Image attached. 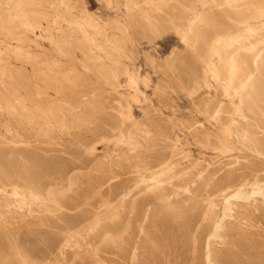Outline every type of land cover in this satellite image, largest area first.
Masks as SVG:
<instances>
[{
	"label": "rangeland",
	"instance_id": "1",
	"mask_svg": "<svg viewBox=\"0 0 264 264\" xmlns=\"http://www.w3.org/2000/svg\"><path fill=\"white\" fill-rule=\"evenodd\" d=\"M48 1L55 42L29 34L24 47L67 80L50 84L43 118H0V264H202V241L197 258L192 242L205 218L223 215L220 182L264 170V0ZM15 191L31 197H18L21 209L2 198ZM241 201L231 200L211 251L231 254L225 264H264V201Z\"/></svg>",
	"mask_w": 264,
	"mask_h": 264
},
{
	"label": "bare ground",
	"instance_id": "2",
	"mask_svg": "<svg viewBox=\"0 0 264 264\" xmlns=\"http://www.w3.org/2000/svg\"><path fill=\"white\" fill-rule=\"evenodd\" d=\"M0 118H4L6 117L7 119H9L12 122L17 121L19 123V121L17 120L18 117H25L26 115H28L29 110L30 109H34L38 112L39 118H43L45 116V114L47 112L44 111V109H40V105L42 106V104H44L45 102H49V100H47L46 98L49 97V89H50V84H54L55 86H60L59 85V77H61V75L64 76V80L62 79V81L67 80V75L65 74V72L59 68L57 65L50 63L44 64L43 61L40 60L39 57H37L36 55H33L32 52L24 47V43L26 41H30L29 38V34L32 36H34L35 39H42L45 36L48 37L50 43H54L55 42V35L57 33L56 29H50V28H44V24L47 22V17L49 16V12L48 9H53L54 8V4L50 3L48 0H0ZM135 1V0H134ZM179 1V0H178ZM176 1V2H178ZM183 1V0H182ZM185 1V0H184ZM181 2V1H180ZM192 2V1H191ZM186 3V1H185ZM193 3V2H192ZM57 4L58 5H62V6H66V0H57ZM143 4V3H142ZM147 4V3H146ZM149 4V3H148ZM179 4V3H178ZM189 4V3H188ZM144 5V4H143ZM171 5V4H170ZM168 5V6H170ZM186 5V4H184ZM230 5V4H229ZM119 6V5H118ZM212 6V5H211ZM6 7V9L4 8ZM147 7V6H146ZM180 7V6H179ZM215 7V6H214ZM264 7V6H263ZM144 8V7H143ZM170 8V7H169ZM188 8V7H187ZM256 8V7H255ZM162 10V9H161ZM167 10V9H166ZM212 10V9H211ZM53 11V10H52ZM169 11V9H168ZM260 11V10H259ZM55 12V10L53 11ZM170 12V11H169ZM184 12V11H183ZM188 12V10H187ZM224 12V11H223ZM229 12V11H227ZM256 12V10H255ZM262 12V11H261ZM176 13V12H175ZM174 13V14H175ZM185 13V12H184ZM203 13V12H202ZM232 13V12H231ZM257 13V12H256ZM56 14V13H55ZM167 14V12H166ZM165 14V15H166ZM172 14V13H171ZM188 14V13H187ZM260 14V13H258ZM54 15V14H53ZM164 15V16H165ZM170 15V14H169ZM176 15V14H175ZM52 16V15H51ZM184 16V15H182ZM198 16V15H197ZM53 17V16H52ZM174 17V16H173ZM172 17V18H173ZM179 17V16H178ZM177 17V18H178ZM194 17V16H193ZM206 17V16H205ZM207 17H209L207 15ZM213 17V16H212ZM221 17V16H220ZM234 17V16H232ZM54 18V17H53ZM215 18V17H214ZM213 18V20H214ZM219 18V17H218ZM227 18V17H226ZM49 19V18H48ZM51 19V18H50ZM171 19V18H170ZM183 19V18H182ZM194 19V18H193ZM206 19V18H204ZM222 19V18H221ZM237 19V17H236ZM239 19V18H238ZM55 19H53L54 22ZM174 20H176L174 18ZM185 20V19H184ZM241 20V19H240ZM189 21V20H188ZM198 21V19H197ZM239 21V20H238ZM195 22V20H192L191 24L193 25ZM203 22V21H202ZM201 22V23H202ZM52 23V22H51ZM76 23V22H75ZM178 23V22H177ZM205 23V20H204ZM228 23V22H227ZM82 24V22H81ZM184 24V23H183ZM198 24V23H197ZM233 24V22H232ZM238 24V23H237ZM195 25V24H194ZM200 25V24H199ZM239 25V24H238ZM83 26V25H82ZM86 26V25H85ZM132 26V25H130ZM181 26V25H179ZM185 26V25H184ZM196 26V25H195ZM230 26V25H229ZM49 27V26H48ZM197 27V26H196ZM253 27V26H252ZM89 28V27H88ZM226 28V27H225ZM259 28V27H258ZM83 29V28H81ZM92 29V28H91ZM96 29V28H95ZM94 29V30H95ZM194 29V28H193ZM192 29V30H193ZM197 29V28H196ZM231 29V28H229ZM256 29V27H255ZM86 30V28H85ZM89 30V29H88ZM93 30V31H94ZM188 31L190 29H187ZM200 30V29H199ZM197 30V31H199ZM228 30V29H227ZM254 30V29H253ZM84 31V29H83ZM92 31V30H90ZM159 31V30H158ZM196 31V30H195ZM223 31V29H222ZM240 31V30H239ZM248 31V30H247ZM88 32V31H87ZM95 32V31H94ZM131 32V30H130ZM224 32V31H223ZM226 32V31H225ZM224 32V33H225ZM237 32V31H236ZM89 33V32H88ZM117 33V32H116ZM115 33V34H116ZM189 33V32H188ZM196 33V32H195ZM227 33V32H226ZM240 33V32H239ZM243 33V31H242ZM65 34V33H64ZM75 34V33H74ZM94 34V33H93ZM120 34V33H119ZM131 34V33H130ZM186 34V33H185ZM198 34V33H197ZM228 34V33H227ZM257 34V33H256ZM255 34V35H256ZM133 35V34H132ZM200 35V34H199ZM94 36V35H93ZM112 36V35H111ZM114 36V35H113ZM121 36V35H120ZM119 36V37H120ZM124 36V35H123ZM126 36V35H125ZM194 36V35H192ZM222 36V35H221ZM225 36V35H224ZM251 34L249 35H231V36H226V40H225V44L227 46L231 45L232 43H236L238 45H242L246 40H248V38H250ZM258 36V35H257ZM256 36V37H257ZM131 37V36H130ZM201 37V36H199ZM203 37V36H202ZM223 37V36H222ZM259 37V36H258ZM257 37V38H258ZM261 37V36H260ZM101 38V37H100ZM114 38V37H112ZM129 38V37H128ZM196 39V37H194ZM217 38V37H216ZM215 38V39H216ZM253 38V37H252ZM256 38V39H257ZM92 39V38H91ZM125 39V37H124ZM130 39V38H129ZM183 39H185L183 37ZM193 39V38H192ZM199 39V38H198ZM90 40V39H89ZM99 40V39H98ZM104 40V39H103ZM111 40V39H109ZM209 40V39H208ZM260 40V39H259ZM28 41V42H29ZM95 41V40H94ZM128 41V40H127ZM126 41V42H127ZM186 41V40H185ZM196 41V40H195ZM213 41V40H212ZM217 41V40H216ZM220 41V40H219ZM223 41V40H222ZM254 41H256L254 39ZM11 42H15L14 45L11 44ZM41 42V41H40ZM44 42V40L42 41ZM92 42V41H91ZM97 42V41H96ZM114 42V41H113ZM131 42V41H130ZM214 42V41H213ZM247 42V41H246ZM250 42V41H249ZM129 43V42H128ZM221 43V42H220ZM253 43V42H252ZM31 44V43H29ZM80 44V43H79ZM108 44V43H107ZM127 44V43H126ZM216 44V43H215ZM246 44V43H245ZM249 44V43H248ZM258 44V43H257ZM263 44V42L261 43ZM85 45V44H84ZM207 45V44H206ZM214 45V44H213ZM244 45V44H243ZM254 45V44H253ZM49 46V45H48ZM96 46V45H95ZM109 46V45H106ZM208 46V45H207ZM222 46V45H220ZM232 46V45H231ZM212 47V46H211ZM226 47V46H225ZM230 47V46H229ZM242 47V46H241ZM31 48V47H30ZM210 48V47H209ZM219 48V47H218ZM217 48V49H218ZM236 49V47H234ZM262 48V47H260ZM28 49V50H27ZM42 49V48H39ZM208 49V48H207ZM216 49V48H215ZM224 49V48H223ZM259 49V48H258ZM220 50V49H219ZM233 50V49H232ZM59 51V50H58ZM56 51V52H58ZM210 51V50H209ZM229 50L227 49L226 52H228ZM241 51V50H240ZM244 51V50H243ZM212 52V50H211ZM225 52V51H224ZM242 52V51H241ZM247 52V51H245ZM249 52V51H248ZM247 52V53H248ZM253 52V51H252ZM256 52V51H255ZM264 52V51H263ZM229 53V52H228ZM234 53V52H233ZM237 53V52H236ZM244 53V52H243ZM59 54V53H58ZM215 54V53H214ZM220 54V53H219ZM224 54V53H222ZM231 54V53H230ZM242 54V53H240ZM255 54V53H254ZM261 54V53H260ZM56 55V54H55ZM218 55V54H217ZM229 55V54H228ZM226 55V56H228ZM239 54L237 53V56ZM243 55V54H242ZM241 55V57H242ZM245 55V54H244ZM243 55V57H244ZM247 55V54H246ZM258 55V54H256ZM254 55V56H256ZM41 56V55H40ZM61 56V55H59ZM64 56V55H63ZM63 56H61L63 58ZM219 56V55H218ZM225 56V57H226ZM234 56V55H233ZM264 56V55H263ZM262 56V57H263ZM57 57V56H56ZM60 57V58H61ZM221 57V56H220ZM224 57V55H223ZM246 57V56H245ZM240 58V56H239ZM43 59V58H42ZM65 59V57H64ZM68 59V58H67ZM211 59V57L209 58ZM221 59V58H219ZM235 59V58H234ZM245 59V58H244ZM230 60V59H229ZM237 60V58H236ZM235 60V61H236ZM264 60V59H263ZM222 61V60H221ZM224 61V60H223ZM240 61V60H239ZM209 62V61H208ZM218 62V59H217ZM226 62V61H225ZM238 61H236L237 64ZM248 62V61H247ZM246 62V63H247ZM257 62L259 61H255L254 66H257ZM59 63V62H58ZM57 63V64H58ZM233 63V62H232ZM245 63V62H244ZM249 63H251L249 61ZM263 63V61H262ZM222 64H224L222 62ZM235 64V63H234ZM241 64V63H240ZM29 65V68L26 67ZM62 65V64H61ZM221 65V64H219ZM227 65V64H224ZM223 65V66H224ZM245 65V64H244ZM248 64H246L247 66ZM261 65V63H260ZM263 65V64H262ZM210 66V65H209ZM214 66V65H213ZM218 66V65H217ZM251 66V65H250ZM226 67V66H225ZM238 68L240 66H237ZM249 67V65H248ZM252 67V66H251ZM250 67V68H251ZM259 67V66H258ZM213 68V67H212ZM218 68V67H217ZM222 68V66H221ZM74 69V68H73ZM214 69V68H213ZM223 69V68H222ZM233 69V68H232ZM260 69V68H259ZM262 69V67H261ZM70 70V68H69ZM228 70V69H227ZM230 70V69H229ZM236 70V69H235ZM234 70V71H235ZM240 70V69H238ZM244 70V69H243ZM249 70V69H248ZM253 70V69H252ZM258 70V69H257ZM264 70V68H263ZM71 71V70H70ZM209 71V70H208ZM211 72V71H210ZM219 72V70H218ZM250 72V71H248ZM247 72V73H248ZM256 72V71H255ZM254 72V73H255ZM262 72V71H261ZM260 72V73H261ZM67 73V72H66ZM208 73V72H207ZM213 73V72H212ZM253 73V72H252ZM251 73V74H252ZM28 74H30L32 77L30 79H28ZM210 74V73H209ZM82 75V73H81ZM221 75V74H220ZM230 75V74H229ZM27 76V77H26ZM73 76V75H70ZM69 76V78H70ZM214 76V75H213ZM227 76V75H226ZM234 76V75H233ZM232 77V74H231ZM230 77V78H231ZM244 77V76H243ZM264 77V75L262 76ZM228 78V77H227ZM246 78V77H245ZM221 79V78H220ZM233 80V79H232ZM251 80V77L248 76L246 78V82L243 85V88L246 87L247 83ZM60 81V82H62ZM240 85V84H239ZM242 85V84H241ZM69 86V84L67 85ZM70 87V86H69ZM53 88V87H52ZM51 88V89H52ZM57 88V87H56ZM55 88V90H57ZM247 88V87H246ZM54 90V88H53ZM242 90V88L240 89V91ZM65 91V90H63ZM62 91V92H63ZM68 91V90H67ZM52 92V91H51ZM56 92V91H55ZM58 92V90H57ZM61 91H59L60 93ZM82 93V92H81ZM69 94V93H68ZM81 95V94H80ZM71 96V95H70ZM74 96V95H73ZM77 96V95H76ZM249 96V95H248ZM256 96V95H255ZM253 96V97H255ZM72 97V96H71ZM80 97V96H79ZM246 97V96H245ZM247 98V97H246ZM249 98H252L249 97ZM55 99V98H54ZM243 100V98H241ZM256 99V98H254ZM253 99V100H254ZM53 100V99H52ZM59 101V100H58ZM244 101V100H243ZM250 101V100H249ZM252 101V100H251ZM257 101V100H256ZM254 102V101H253ZM246 103L247 106V101L244 102V104ZM58 104V103H57ZM63 104V103H62ZM243 104V103H241ZM256 104V103H255ZM253 104V105H255ZM240 105V104H239ZM251 105V104H250ZM248 105V106H250ZM56 106V105H55ZM63 106V105H62ZM83 106V105H81ZM252 106V105H251ZM49 107V104H48ZM51 107V106H50ZM64 107V106H63ZM67 107V106H66ZM254 107V106H252ZM53 108V107H52ZM73 107L71 108L72 110H75ZM246 108V107H245ZM248 108V107H247ZM251 108V107H250ZM47 109V108H46ZM238 109V108H237ZM257 109V107H256ZM255 109V110H256ZM220 110V109H219ZM249 110V109H247ZM50 111V110H49ZM63 111V110H62ZM246 111V110H245ZM35 112V113H37ZM51 112V111H50ZM53 112V109H52ZM51 112V113H52ZM61 112V111H60ZM238 112V110H237ZM241 112V111H240ZM253 112V111H252ZM257 111H255L254 113H256ZM259 112V111H258ZM55 113L56 112L55 110ZM74 113V112H73ZM218 113V111L216 110V112H214V114ZM242 113V112H241ZM66 114V113H63ZM72 114V113H71ZM75 114V113H74ZM257 114V113H256ZM259 114V113H258ZM257 114V115H258ZM263 113H261L262 115ZM60 115V114H58ZM217 115V114H216ZM247 115V114H246ZM252 115V114H251ZM264 115V114H263ZM62 116V115H61ZM248 116V115H247ZM54 118V116H52ZM60 117V116H59ZM58 117V118H59ZM257 117V116H254ZM5 118V119H6ZM38 118V117H37ZM263 118V117H262ZM51 119V118H50ZM60 119V118H59ZM243 119V118H242ZM245 119V118H244ZM257 119V120H256ZM256 124L258 121V118H256ZM41 120V119H40ZM55 120V118H54ZM53 120V121H54ZM57 120V119H56ZM249 120V119H248ZM254 120V119H253ZM73 121V120H72ZM11 122V123H12ZM16 122V123H17ZM34 122V121H33ZM250 122V121H248ZM74 123V122H73ZM259 123V122H258ZM7 124V123H6ZM64 124V123H63ZM78 124V123H77ZM242 124V123H241ZM247 122L244 124L246 126ZM250 124V123H249ZM254 124V123H253ZM67 125V122H66ZM65 125V126H66ZM239 125V124H238ZM262 125V124H261ZM30 126V124H29ZM79 126V125H78ZM243 126V124H242ZM255 126V125H254ZM257 129L261 130V127H259L258 125ZM64 127V126H63ZM81 127V126H79ZM247 127V126H246ZM249 127V126H248ZM235 128V127H234ZM245 127H243L244 129ZM67 129V128H66ZM72 129V128H71ZM248 129V128H247ZM246 128V132L248 131ZM250 129V128H249ZM263 129V128H262ZM73 130V129H72ZM238 130V129H237ZM241 130V129H240ZM70 131H68L69 133ZM239 132V131H238ZM257 131H253L252 133L255 134ZM251 133V135H252ZM263 133V132H262ZM241 135V134H240ZM247 135V134H246ZM261 135V134H260ZM235 137V135H234ZM245 137V134H244ZM248 137V136H247ZM259 137V136H258ZM255 138V137H253ZM257 138V137H256ZM246 139V138H245ZM261 139V138H260ZM146 140V139H145ZM242 140V139H241ZM263 140V139H261ZM49 141V140H48ZM256 141V139H255ZM254 141V142H255ZM54 142V141H53ZM244 142V141H243ZM247 142V141H246ZM260 142V141H259ZM258 142V143H259ZM263 142V141H262ZM260 142V145H258L259 148L257 155L260 158H264V143ZM252 143V142H251ZM256 143V142H255ZM243 144V143H242ZM256 145V144H255ZM250 146V145H248ZM247 148V146L245 147ZM244 148V149H245ZM249 148V147H248ZM250 150V149H249ZM226 151V150H225ZM130 152V151H129ZM51 154V153H50ZM253 155V154H252ZM106 159V158H105ZM259 160V159H258ZM260 161V160H259ZM254 162V161H253ZM257 162V161H256ZM260 163V162H259ZM263 164V163H262ZM252 167V166H251ZM249 167V168H251ZM254 167V166H253ZM257 167V165H256ZM169 168V167H168ZM167 168V169H168ZM255 168V167H254ZM259 168V167H258ZM252 169V168H251ZM257 169V168H256ZM255 170V169H254ZM261 170V169H260ZM166 171V170H164ZM248 172V171H247ZM257 172V171H256ZM249 173V172H248ZM247 173V174H248ZM254 173V172H253ZM252 173V174H253ZM246 174V173H245ZM244 175V174H243ZM241 176V175H240ZM247 176V175H244ZM243 176V177H244ZM164 177V176H163ZM172 177V176H171ZM227 177V176H226ZM161 178V177H160ZM217 178V177H216ZM228 178V177H227ZM232 178V177H231ZM157 180V179H156ZM166 180V179H165ZM217 180V179H216ZM223 180V179H222ZM229 180V179H228ZM231 180V179H230ZM235 180V178H234ZM225 181V179H224ZM236 181V180H235ZM233 181V182H235ZM238 181V180H237ZM227 181H225V183L222 181L220 182V187L218 189V192L221 194H219L220 196L223 197V199L225 200V207H224V212L221 218H218L217 221H213V218H205L206 224L207 226L204 227L202 230L201 234H195L194 235V239H193V245H192V250H191V258H197L198 255V251H199V240L201 239L202 244H203V251H204V257H203V261L202 264H225L224 262L227 261V258L231 257V254L229 255H225L222 256V254L220 255V258L222 259H218L219 255H217L218 253H221L222 251V247L214 249L216 250L218 253L217 258H215V256L213 255L212 251H211V242L215 241V240H222L221 238V232L223 231V221L224 219H226L227 213L232 211L231 210V206H230V202L231 200H244L246 202L249 201H254L255 197H260L263 201H264V170L262 171V175L259 174H253L252 175V179L251 181L245 184H236V185H229L231 182L229 181V184H226ZM143 183V182H141ZM160 183V182H159ZM168 183V182H167ZM214 183V181H213ZM219 183V182H218ZM217 183V184H218ZM158 184V183H157ZM140 185V184H139ZM152 186V185H151ZM70 187V186H69ZM214 189L216 186H213ZM249 187V190H246V188ZM156 188V187H155ZM168 188V187H167ZM157 189V188H156ZM177 189V188H176ZM131 190V189H130ZM30 192V191H28ZM26 193V192H25ZM129 193V192H128ZM142 193V192H141ZM206 193V192H205ZM33 194V193H32ZM31 195V194H30ZM216 195V194H215ZM128 196V194H124L122 196V198L120 200H124L126 197ZM18 197L22 198L23 200L26 199L25 194L21 193L19 194L17 191H15L14 193H4L2 198L5 199H10L12 200V204L14 206L19 207L20 209L24 206L23 202L21 200L18 199ZM135 197V196H134ZM216 197V196H215ZM218 197V196H217ZM31 198V197H28ZM202 199V198H201ZM242 202V201H241ZM240 202V203H241ZM210 203V202H209ZM233 203V202H232ZM251 203V202H250ZM249 204V203H248ZM9 205V204H8ZM23 205V206H22ZM132 205V204H131ZM12 206V205H11ZM13 206V207H14ZM235 206V205H232ZM240 206V205H239ZM250 206V204H249ZM264 206V205H263ZM256 207V206H255ZM254 209H257V207ZM150 208V207H149ZM240 208V207H238ZM242 208V207H241ZM10 209V206H9ZM234 209V208H233ZM250 209V208H249ZM259 209V208H258ZM49 210V209H48ZM148 210V209H147ZM19 211V210H18ZM148 212H145L144 214V218L147 219L148 216ZM207 215V214H206ZM230 215V214H229ZM228 218V217H227ZM232 218V217H231ZM234 220V219H233ZM226 221V220H225ZM143 223V222H142ZM225 223V222H224ZM205 224V223H204ZM205 224V225H206ZM226 224V223H225ZM229 225V224H227ZM226 226V225H224ZM232 226V225H231ZM252 226V225H251ZM202 227V226H201ZM229 228V227H228ZM257 228V227H256ZM147 229V228H146ZM227 229V228H226ZM148 230V229H147ZM200 230V231H201ZM80 231V230H79ZM229 231V230H227ZM81 232V231H80ZM107 232V231H106ZM224 232V231H223ZM112 233V232H111ZM110 233V234H111ZM229 234V233H228ZM225 235V234H223ZM227 236V235H226ZM225 238V237H224ZM67 239V238H66ZM69 239V238H68ZM70 240V239H69ZM201 243V242H200ZM214 243V242H213ZM222 243V242H221ZM227 240H226V242ZM230 243V242H229ZM216 244V243H215ZM223 244V243H222ZM233 244V243H232ZM231 245V244H230ZM78 246V245H77ZM215 246V245H214ZM220 246V245H219ZM227 246V245H226ZM225 246V247H226ZM235 246V245H234ZM228 247V246H227ZM230 248V247H229ZM228 248V249H229ZM224 250V249H223ZM233 250V249H232ZM234 251V250H233ZM66 245L65 244H61L58 248V258H63L66 254ZM215 254V253H214ZM233 254V252H232ZM235 257V256H234ZM262 257V256H261ZM132 258H137L136 255V249H134V252L132 254ZM226 258V260H225ZM233 258V257H232ZM247 259V258H246ZM249 259V258H248ZM247 259V260H248ZM255 260V258H253ZM258 259V258H257ZM131 260V259H130ZM241 260V259H240ZM244 260V259H243ZM194 261V260H193ZM198 261V260H197ZM249 261L251 262V259H249ZM253 261V260H252ZM256 261V260H255ZM254 262V261H253ZM257 262V261H256ZM234 263V262H233ZM245 263V262H244ZM249 263V262H248ZM199 264V263H198ZM227 264V263H226ZM237 264V263H236ZM243 264V263H242ZM254 264V263H253Z\"/></svg>",
	"mask_w": 264,
	"mask_h": 264
}]
</instances>
